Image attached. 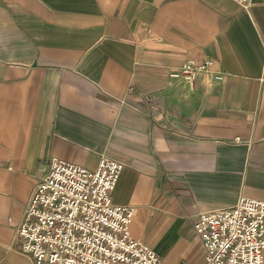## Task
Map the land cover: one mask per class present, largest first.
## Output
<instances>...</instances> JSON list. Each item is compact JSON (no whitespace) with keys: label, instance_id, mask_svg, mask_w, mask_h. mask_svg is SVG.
Returning a JSON list of instances; mask_svg holds the SVG:
<instances>
[{"label":"crops","instance_id":"crops-1","mask_svg":"<svg viewBox=\"0 0 264 264\" xmlns=\"http://www.w3.org/2000/svg\"><path fill=\"white\" fill-rule=\"evenodd\" d=\"M104 157L132 237L204 264L197 216L264 201V0H0V264H35L17 231L51 161Z\"/></svg>","mask_w":264,"mask_h":264},{"label":"built area","instance_id":"built-area-1","mask_svg":"<svg viewBox=\"0 0 264 264\" xmlns=\"http://www.w3.org/2000/svg\"><path fill=\"white\" fill-rule=\"evenodd\" d=\"M235 1L251 6V0ZM211 66L209 59L187 61L170 77L194 90ZM123 169L105 157L95 170L53 159L18 228L21 252L35 264H164L132 237L134 210L113 200ZM194 230L203 244L204 264H264L263 200L241 198L233 207L200 213Z\"/></svg>","mask_w":264,"mask_h":264}]
</instances>
